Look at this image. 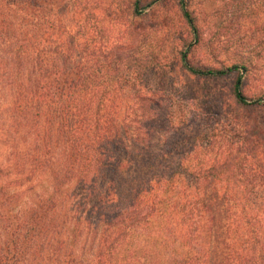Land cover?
<instances>
[{
  "label": "trees",
  "instance_id": "1",
  "mask_svg": "<svg viewBox=\"0 0 264 264\" xmlns=\"http://www.w3.org/2000/svg\"><path fill=\"white\" fill-rule=\"evenodd\" d=\"M98 1L0 4V264H264V40L214 48L195 0L174 39L128 20L166 0ZM218 1L225 31L260 4Z\"/></svg>",
  "mask_w": 264,
  "mask_h": 264
},
{
  "label": "rangeland",
  "instance_id": "2",
  "mask_svg": "<svg viewBox=\"0 0 264 264\" xmlns=\"http://www.w3.org/2000/svg\"><path fill=\"white\" fill-rule=\"evenodd\" d=\"M7 1V0H3ZM129 0H102L103 4L106 7L112 6L114 9L118 8V5L120 6L121 10L120 16L121 18H124L128 15L127 12V5ZM150 0H144V2H147ZM78 4L82 7V10L87 7L91 8L95 3V0H56L57 8L56 12L59 14L60 12H66L68 11V17L69 20L73 21L75 24L81 23V17L77 14L69 13L71 10H69L67 7H71L72 3ZM98 2H101L99 0ZM106 5L107 3H109ZM163 4L157 5L154 7L150 12H148L147 15H145L141 19H135L131 20L128 19L129 22L133 24V28H141L146 31H151L153 27H156L158 24L161 23V18H166L165 21L169 24L168 32L172 39L176 37V31L180 30V22L178 19V0H166L165 2H162ZM251 1L248 2L246 10V6L242 7V12L229 16L228 26L229 30H221L216 29L215 25H212L215 21V18L217 17V9L220 6V1L218 0H195L196 6V13H198L199 18L204 23V38L206 40L210 41V45L214 48L218 46L228 45L234 50H241L242 48H249L252 44L259 43V41L264 40V2L263 0H260L259 5H251ZM0 4L4 3L2 0H0ZM96 4V3H95ZM255 4V2H254ZM2 7V8H3ZM69 7V8H70ZM0 8L1 11H6V9ZM68 9V10H67ZM245 10V11H244ZM79 11V9H78ZM9 13H14L13 11ZM85 14H87L85 12ZM127 14V15H126ZM96 15L97 17L100 15V9H96ZM82 18L87 22L88 29L93 33L94 28L96 26V19L94 17H88V16H82ZM113 22V17H106L105 18V26H110ZM197 57L199 56V53L195 54ZM258 64H264V53L261 56V59H258ZM176 78H179L176 76ZM198 86V85H197ZM226 86V82H213L210 85V88H214L216 91L223 90ZM200 89L203 88V86H198ZM210 89V90H211ZM7 92L4 95L0 94V111L6 112L8 110V104H10L11 98L8 97ZM6 113L1 117L0 116V124L3 123L4 127H6L7 119ZM163 135L159 136V142H162ZM4 137H2V134H0V163L5 159V149H4Z\"/></svg>",
  "mask_w": 264,
  "mask_h": 264
}]
</instances>
